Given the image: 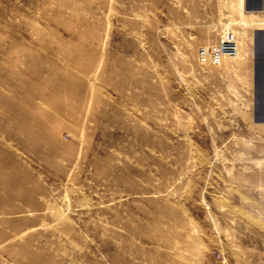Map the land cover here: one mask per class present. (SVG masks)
I'll use <instances>...</instances> for the list:
<instances>
[{"label":"rangeland","instance_id":"374dc122","mask_svg":"<svg viewBox=\"0 0 264 264\" xmlns=\"http://www.w3.org/2000/svg\"><path fill=\"white\" fill-rule=\"evenodd\" d=\"M263 3L0 0V264H116L187 237L264 264ZM227 32L236 56L201 64Z\"/></svg>","mask_w":264,"mask_h":264},{"label":"crops","instance_id":"0c3cea01","mask_svg":"<svg viewBox=\"0 0 264 264\" xmlns=\"http://www.w3.org/2000/svg\"><path fill=\"white\" fill-rule=\"evenodd\" d=\"M252 109L257 121L264 125V27L254 29L249 43ZM179 245L160 244L132 247V257L120 259L116 264H224L214 257V251L198 243L195 238L180 240ZM128 254L129 251H126ZM123 253V252H122ZM220 255H224L221 252ZM225 253H227L225 251ZM229 253V252H228ZM231 264H234L233 261Z\"/></svg>","mask_w":264,"mask_h":264},{"label":"built area","instance_id":"2783aa9c","mask_svg":"<svg viewBox=\"0 0 264 264\" xmlns=\"http://www.w3.org/2000/svg\"><path fill=\"white\" fill-rule=\"evenodd\" d=\"M225 40L223 39L218 47L206 48L200 47L198 49V59L201 64L210 63L212 65L218 64L225 56H233L234 55V43L233 36L229 33L226 34ZM217 258L219 255L217 254Z\"/></svg>","mask_w":264,"mask_h":264},{"label":"bare ground","instance_id":"6f19581e","mask_svg":"<svg viewBox=\"0 0 264 264\" xmlns=\"http://www.w3.org/2000/svg\"><path fill=\"white\" fill-rule=\"evenodd\" d=\"M227 33H229V34H231V35L233 36V41H232V42L234 43V46H235V45L237 44V41H236L235 35H234L232 32H227ZM227 33H226V34H227ZM226 34L223 36L222 40H223V39H224V40L226 39V38H225ZM235 47H236V46H235ZM236 48H237V47H236ZM236 48L234 49V55H233V56H226V57L234 58V57L236 56V52H237V51H236Z\"/></svg>","mask_w":264,"mask_h":264},{"label":"water","instance_id":"95a60500","mask_svg":"<svg viewBox=\"0 0 264 264\" xmlns=\"http://www.w3.org/2000/svg\"><path fill=\"white\" fill-rule=\"evenodd\" d=\"M256 11H260V8H258ZM254 122H256V123H257V121H256V120H254Z\"/></svg>","mask_w":264,"mask_h":264},{"label":"flooded vegetation","instance_id":"af4514ba","mask_svg":"<svg viewBox=\"0 0 264 264\" xmlns=\"http://www.w3.org/2000/svg\"><path fill=\"white\" fill-rule=\"evenodd\" d=\"M263 5H264V3H263Z\"/></svg>","mask_w":264,"mask_h":264}]
</instances>
